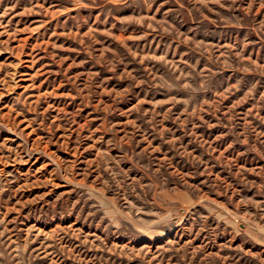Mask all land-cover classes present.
<instances>
[{"label": "rangeland", "instance_id": "rangeland-1", "mask_svg": "<svg viewBox=\"0 0 264 264\" xmlns=\"http://www.w3.org/2000/svg\"><path fill=\"white\" fill-rule=\"evenodd\" d=\"M0 264H264V0H0Z\"/></svg>", "mask_w": 264, "mask_h": 264}]
</instances>
